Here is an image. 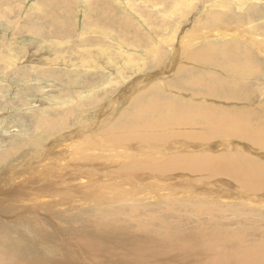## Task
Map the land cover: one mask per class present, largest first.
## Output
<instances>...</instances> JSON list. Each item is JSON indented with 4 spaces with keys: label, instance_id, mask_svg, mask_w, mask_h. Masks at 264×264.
<instances>
[{
    "label": "rangeland",
    "instance_id": "obj_1",
    "mask_svg": "<svg viewBox=\"0 0 264 264\" xmlns=\"http://www.w3.org/2000/svg\"><path fill=\"white\" fill-rule=\"evenodd\" d=\"M73 1L74 31L39 37L28 34L32 20L57 10L0 0V48L14 56L6 64L28 47L56 69L0 79V176L22 153H47L69 120L78 121L74 144L97 158L89 165L129 166L108 178L98 176L105 169L43 172L38 184L50 195L37 197L43 208L31 216L18 197L0 195V264H264V0ZM76 52L111 67L85 81ZM111 81L127 93L103 97ZM53 146L47 157L64 155ZM149 172L167 179L149 182ZM89 173L91 185L79 186ZM235 187L243 199L207 196Z\"/></svg>",
    "mask_w": 264,
    "mask_h": 264
},
{
    "label": "bare ground",
    "instance_id": "obj_2",
    "mask_svg": "<svg viewBox=\"0 0 264 264\" xmlns=\"http://www.w3.org/2000/svg\"><path fill=\"white\" fill-rule=\"evenodd\" d=\"M43 1H44V4L42 5V7H44L46 10H57L58 13L53 18H51L49 20H46V19H43V21H39V20L38 21H34V20H32L35 23V25L32 27V30H29L28 34L35 35V36H39L40 37V36H42V33H50V34L54 35L55 37H58V35L56 34V32H65V33H67V32L74 31V29L72 27V23H71L72 15L70 13V9L66 7L67 4H69V5L74 4V1L73 0H57V1L56 0H43ZM93 1L94 0H92V2ZM91 8L94 11L101 10V9H105V7L102 6V5L99 6V7L92 6ZM31 16H35V15H31ZM28 19H29V16H26L24 18V22L29 24ZM42 25H46V26H49L51 28L46 29L45 27H42ZM34 39L36 40V38H34ZM42 41H43L44 44L46 43L44 40H42ZM55 45L62 46V45H60L57 42L55 43ZM44 48H46V46H44ZM28 50H33V48L32 49H30L28 47L21 48L20 51L17 52V54H16L17 55V58H15L16 60H14L12 62V64H8L7 65L6 64L7 58L9 59V57L10 56H13V54H10L9 53L11 50H6L4 52L0 48V73L3 72L2 75H0V79H5L7 77H11L10 75L13 72H17V73L20 72V74L25 75V76H28V74L25 73V72H27V71L28 72H32V70H30V69H32L33 67H35V69H36L39 66L42 68V72H50V71L56 70V69H53V68H43L42 67V64H44V62L39 58L38 54L36 52H33L32 55L30 56V52ZM75 55L78 58V61L76 63H72V66L79 67V70H74V71H77V73L81 74L82 76L80 78L83 79V80H85V81L87 80L86 78H97V79H100V74L96 71L97 68H99L100 70H103L106 67L107 68L108 67H111L108 64L104 65V61H101V66L103 68L102 67L100 68L97 64H95V62L89 61L91 59V53L89 54V60L87 58L86 53L85 54H82V52H76ZM70 56H74V55L70 53ZM55 57H56V55L54 54V57H52V60H56ZM16 61L18 63H20V64H23L24 66H20L19 67L18 64L15 63ZM88 62H91L93 65L92 64H89ZM26 65L29 67V69H27V67H25ZM82 68H84V69H82ZM7 70H9V71L12 70L13 72L10 73L11 71L8 72ZM70 70L71 69H68V71H70ZM68 71H64V72H68ZM120 77L121 76H119V78ZM16 80L17 79H14V81H16ZM39 80H41V79H39ZM0 83H1V81H0ZM53 83L55 84V81ZM138 84H142V82H138ZM120 85H121V83L118 82V81L117 82L116 81L108 82L107 86L105 88H103V90L101 91L102 96L105 97V98H108V97H111L113 94L117 93L118 94V97L121 98L122 93H124V92L127 93V89L124 90V91H122L121 93H119ZM9 86H10V88L12 87L11 84H9ZM29 86H31V85L28 84L26 86L19 87V89H17V87H16L15 88V92L19 93L20 91H22L23 89H25V88H27ZM60 86H61V88L63 90H68V89L72 88L73 85L66 86V85L60 84ZM0 88L1 89H4V87H0ZM15 100L16 99H14L13 101H15ZM77 122H78L77 120L76 121L69 120V122L65 125V127L62 128V129H68V128L69 129L66 130V131H62L61 133L55 134L53 136L52 140L50 141V142H52L51 146H49V147H47L45 149V151H47V153H48V152L53 151V148H55V146H53V145H56L57 148H61V149L64 147L66 149L64 155L62 154L61 151H57L55 154L52 155V157H47L46 156L47 153L41 152L40 155L37 156V157H35L34 159L27 160V158L25 157L26 155H24L22 153V156L21 157H18V159L13 160V161H11L9 163V166L10 167L11 166H14L15 163H17L16 165H18V164L19 165L17 167H15V168L11 169V170L9 169L8 170L9 171V174L8 175L5 173V175H1L0 176V182L1 181H4L3 183H5V188H3L4 186L0 188V195H2V194H3V196L8 195V198L9 197L11 198V196L12 197H18L19 201L18 202L16 200L15 201L17 203H21V205L20 204H18V205H20V208L23 209L21 212L24 215L31 216L32 213H35L36 214L37 211L41 209V207H42L41 204H43L42 201L39 198L42 199V197L47 196V195H50L49 193H47V195H46L44 189L41 187V185L38 184V182L40 183L41 176L44 175L43 172H45V173L48 172V175L49 174H52V175L53 174H56V176L59 175L60 176V179H61L62 178L61 177L62 175H65L66 172L68 173L71 170H72V172H74V173L76 172L75 174H77L79 172H83V173L84 172H89V171L94 172V170H97L98 171V170L105 169V171L108 170L111 173H109V172L106 171L107 173H104V175L99 174L98 176L99 177H102L103 176V178L104 177H107L108 178V176H106V174H108V175L111 174L112 175V172L115 174V173H117L119 171V168L123 170L125 167H128L129 166V165H124V164L123 165L116 164L117 165L116 167L110 166V164H106V166H102L100 164L98 166L89 165L88 160H92V161L95 160L96 161L97 158H95V156L92 155V154H90V153H85V151L82 150L79 147V145L74 144V143H76L75 141H73V139L75 137V133L72 132V131H70V130H71V128L75 127V125H76ZM63 135H65L64 136L65 138L62 139L61 137ZM56 139H60V140H56ZM61 140H63L65 142V144ZM17 150L18 149L14 150V152H17ZM70 156H71V159H70L71 160V163L70 164H67V161L69 160V157ZM21 161H24V162H21ZM103 163H106V162H103ZM76 165L78 167H76ZM58 167H59V170L60 171H58ZM132 168H133V166H132ZM105 171L103 170V172H105ZM58 172H59V174H58ZM63 172H65V174H62ZM70 173H68V174H70ZM149 174H151V177H149V179L151 181H149V182H155L156 184H158L160 181H166V179H167L166 176H163V175H160V174L155 175V174H153L151 172H149ZM71 175H74V174H71ZM93 177H95V174L90 175V173L88 175H85L84 177H80V181H79L78 185L79 186L82 185V183H81V180L82 179H83L82 181H84L86 179H88V180L89 179H93ZM45 179H47V178H45ZM73 180H71V182ZM105 180L107 181V179H105ZM51 181L53 182L54 180L51 178ZM68 181H70V180H68ZM76 181H78V179ZM55 182H57V181H55ZM155 183H153V184H155ZM83 185H84V187H89V185H91L90 180L87 183L85 181V183ZM190 185H192V184H190ZM31 186H36V187H34L35 188V191L33 190V191H29L28 192V189H30L29 187H31ZM152 186H150V187L152 188ZM158 186H160V185H158ZM222 186H229V184L223 183ZM188 190H190V189L189 188H186L183 191H188ZM217 190H214V191L211 190V192L208 189H206V190L204 189V190H201V191H198V192L196 190H194V191H189V192H183V194H185L187 196L194 197V194L195 193H199V194L202 195L203 193L210 192V193L207 194L208 197L211 196L210 198L215 197L217 199H221V200H225V201L226 200H231L229 198L230 195L238 196L241 199H243V197H244V196L241 197V195L239 194V192L236 191V187H235V190H232V191H229V192L220 191L218 188H217ZM59 191H61V190H59ZM151 191H153V190H151ZM6 192H8L10 194H8ZM37 197H39V198H37ZM145 197L147 198V196H145ZM35 198H37V199H35ZM62 198H64V197H62ZM12 200H14V199H12ZM44 200H45V198H44ZM46 200H48V198ZM61 200H62L61 198L59 199V201L57 199V202L59 203V202H61ZM28 203H30V204H28ZM69 203H72V202L70 201ZM24 204L26 206H25V208H22L21 206H23ZM59 204H61V203H59ZM44 205H48V204H46V202H45ZM61 206L62 205H60L59 207H61ZM49 207H52V206L49 205ZM65 209H67V208H65ZM36 217H37V215H36ZM36 220H37V218H36ZM24 221L20 220V223L19 224H21V225L24 226V223H26ZM42 239H43L42 242L45 241L44 238H42ZM43 245L47 249L46 242H43ZM27 258L28 259H36L32 255H28Z\"/></svg>",
    "mask_w": 264,
    "mask_h": 264
}]
</instances>
